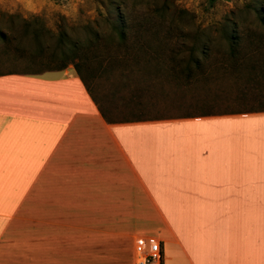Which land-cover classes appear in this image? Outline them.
<instances>
[{
    "label": "crops",
    "instance_id": "0c3cea01",
    "mask_svg": "<svg viewBox=\"0 0 264 264\" xmlns=\"http://www.w3.org/2000/svg\"><path fill=\"white\" fill-rule=\"evenodd\" d=\"M254 148L264 111L109 122L71 65L0 73V264H264Z\"/></svg>",
    "mask_w": 264,
    "mask_h": 264
},
{
    "label": "rangeland",
    "instance_id": "374dc122",
    "mask_svg": "<svg viewBox=\"0 0 264 264\" xmlns=\"http://www.w3.org/2000/svg\"><path fill=\"white\" fill-rule=\"evenodd\" d=\"M33 2L35 7L24 8L16 0H0V31L8 37L0 41V72L38 68L22 58H10L16 45L30 52L36 47L34 32L41 34L45 61L52 51L61 48L56 35L59 32L65 40L80 42L91 31L99 32L100 38L87 48L154 49L152 55L140 56L139 64L127 75L107 65L102 72L89 56L85 63L93 71L89 93L108 119L247 112L264 99V79L247 80L243 73L237 77L221 67L229 65L228 48H238L239 55L260 48L264 57V0ZM120 25L125 37L122 43L116 40L114 31V26L119 29ZM200 48H206L205 57L199 56ZM155 52L158 55L153 56ZM191 52L199 56L200 68L193 69L189 76H172L167 68H181ZM156 63L163 69L156 71ZM254 138L259 144L260 137ZM260 150L254 148L256 160L264 157Z\"/></svg>",
    "mask_w": 264,
    "mask_h": 264
},
{
    "label": "trees",
    "instance_id": "16d2710c",
    "mask_svg": "<svg viewBox=\"0 0 264 264\" xmlns=\"http://www.w3.org/2000/svg\"><path fill=\"white\" fill-rule=\"evenodd\" d=\"M261 19L264 25V17H262ZM121 27L122 25H120L119 29H117L116 26H114L116 40L120 43H122L125 39ZM45 33H48V31H46ZM56 35L59 39V42L61 43V48H58L56 51H52L49 54L47 61H45L46 58H44L46 56H43L42 54L45 48H43L44 45L40 39L41 34L39 33H32V37L33 39H35L34 41L36 43V47L31 52L27 51V49H23L21 46L16 45L12 47V51H10L11 59L15 60L17 58H22L26 60L29 64L34 63L35 65H37V69H34V71H6L0 73L39 74L44 71L60 70L70 64L89 93L88 83H90V72L92 73L93 71L88 70L87 66H85V63H87V60L90 55L94 59L96 66L99 67L102 72L105 71L107 65L110 68L111 66H113V69L118 70L120 75H127L126 73H131L133 67H136L139 64L140 56L144 57L145 55H152V51H154V49L152 48H87L93 45L100 38V34L97 31H91L89 36L85 38L84 42L72 39L65 40L63 32H59ZM6 40H8L7 35L3 31H0V41L5 42ZM80 46L84 47L83 50L79 48ZM260 52H263L262 50H260V48H252L249 52H244L239 55L238 48H228V58L230 60L229 65L227 64L226 68L224 66L221 67L223 69H227L230 73L235 74L237 77L241 76V73H243L247 80H259V78L263 80L264 57L261 56L262 53L260 54ZM198 53L199 56L205 57L207 55L206 48H200ZM154 55H158V53L155 52L153 53V56ZM199 56H195L191 52L187 57V61L181 68H176V65H172L167 69L171 72L172 76L174 77V74L178 73H184L185 76H189L191 75V71L193 69L197 70L200 68ZM50 61H52L53 64H50ZM27 65L26 67L28 68ZM154 69L157 71L158 69L163 68L158 65V63H156V65H154ZM98 110L100 111V114L105 120L109 122L114 121L112 119H108L99 107ZM250 111H264V99H259L256 104V107L247 110V112ZM208 114L211 113H203L200 115ZM146 118L147 117H140L135 119Z\"/></svg>",
    "mask_w": 264,
    "mask_h": 264
},
{
    "label": "built area",
    "instance_id": "2783aa9c",
    "mask_svg": "<svg viewBox=\"0 0 264 264\" xmlns=\"http://www.w3.org/2000/svg\"><path fill=\"white\" fill-rule=\"evenodd\" d=\"M160 260L159 242L153 236L139 237L134 243V264H151Z\"/></svg>",
    "mask_w": 264,
    "mask_h": 264
}]
</instances>
